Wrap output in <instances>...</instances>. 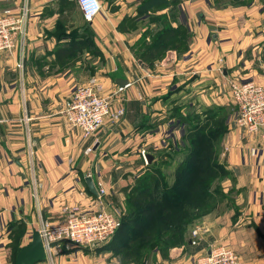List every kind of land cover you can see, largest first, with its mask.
Returning <instances> with one entry per match:
<instances>
[{
  "label": "crops",
  "instance_id": "obj_1",
  "mask_svg": "<svg viewBox=\"0 0 264 264\" xmlns=\"http://www.w3.org/2000/svg\"><path fill=\"white\" fill-rule=\"evenodd\" d=\"M98 1L101 11L89 23L75 0H0V12L22 3L29 10L22 47L0 54V264H12L13 236L25 245L33 229L43 222L63 224L74 208L116 211L121 217L125 190L148 165L141 151L157 147L168 107L196 97L209 106L224 81L227 85L251 66L246 51L264 47V0ZM165 22L184 30V48H166L155 57L147 49ZM84 26L104 67L77 75L68 61L83 53L77 48L82 39L72 42L70 33ZM117 67L128 82L124 89L109 77ZM259 71L249 80L264 85ZM90 78L112 109L123 108L124 117L116 125L107 120L85 138L62 112L74 89ZM238 134L229 131L223 140L229 173L228 192L222 182L224 200L192 224L183 245L150 252L136 264H196L217 241L227 244L240 264H264V138L243 134L241 141ZM192 230H198L196 245ZM109 242L63 250L56 264H127Z\"/></svg>",
  "mask_w": 264,
  "mask_h": 264
},
{
  "label": "trees",
  "instance_id": "obj_2",
  "mask_svg": "<svg viewBox=\"0 0 264 264\" xmlns=\"http://www.w3.org/2000/svg\"><path fill=\"white\" fill-rule=\"evenodd\" d=\"M70 37L72 42L77 37L82 39L78 49L102 55L93 44V34L88 26H84L80 33L71 32ZM184 39V30H173L165 22L164 29L156 34L147 53L152 52L153 56L160 57L166 48L182 50ZM71 53L69 49L65 55ZM222 109L213 108L206 112H210L212 120L215 115L211 112ZM190 117V121L183 120L188 128L181 143L161 154L171 160L176 156L180 159L172 182L169 183L156 169L155 161H151L134 184L124 192L125 203L120 226L109 242L114 247L113 253L120 255L123 263H142L150 252L183 245L192 224L210 214L224 196L221 182L228 177V173L217 159L219 153L215 150L219 149L226 128L223 123L221 126L217 123L218 128L210 129L206 134L205 127H198L199 123L194 124L199 122L197 117ZM177 120L182 123L180 118ZM11 247L15 258L20 247L14 241V236Z\"/></svg>",
  "mask_w": 264,
  "mask_h": 264
},
{
  "label": "built area",
  "instance_id": "obj_3",
  "mask_svg": "<svg viewBox=\"0 0 264 264\" xmlns=\"http://www.w3.org/2000/svg\"><path fill=\"white\" fill-rule=\"evenodd\" d=\"M75 1L86 22L90 23L101 11L98 0ZM28 15L29 10L25 3L18 9H4L0 12V54L13 55L22 47L27 33ZM228 85L230 97L238 109V128L244 135L264 138V85L249 79L230 81ZM100 90L97 80L90 78L74 89L62 112L68 125L78 129L85 138L92 137L107 120L115 124L124 116L123 109L111 108L108 98L101 96ZM259 149H252L253 155ZM141 154L145 158L143 151ZM100 194L99 192L97 197ZM119 226V212H85L77 208L66 214L63 224L51 225L43 222L37 231L44 247L45 259L37 264H56L63 250L91 249L105 245ZM191 235V244L196 245L198 230H192ZM196 264H240V261L228 245L217 241L209 246L207 254L196 260Z\"/></svg>",
  "mask_w": 264,
  "mask_h": 264
},
{
  "label": "rangeland",
  "instance_id": "obj_4",
  "mask_svg": "<svg viewBox=\"0 0 264 264\" xmlns=\"http://www.w3.org/2000/svg\"><path fill=\"white\" fill-rule=\"evenodd\" d=\"M74 56L75 57H71L68 62H69V65L71 67L70 69L74 68L75 72H77V75L78 74L80 75L81 72L83 71V69L86 72L91 71L93 73L97 72L98 70L99 71L103 70L104 62H103L102 55L99 56L98 54L92 53L88 50H84L83 53H78V54L76 53V54H74ZM245 56L248 59H250L249 61L251 63V66H249L242 73H239L238 75H236L232 78H229L228 83L230 81L234 82V81H238L241 79H249L254 70L259 71V69H260V71H259V72H261L260 74H264V47H262L261 45L257 46V47H253V49H249L246 51ZM94 63H96V65H94ZM219 69L220 68H218V73L221 75ZM88 74H91V73H88ZM224 86L225 87L221 86V88H220L222 92H213L214 94L212 93L213 98L209 100V102L211 103L209 106L208 105L203 106L204 104L201 103V102H203V100L199 101V100H197V97H196L195 101H189L186 98V99L182 100V104H180L179 106L171 105L170 107H168L166 118L167 117H169L168 119L172 118L171 120H173L174 117H176V119L180 118L182 120V123L179 122V120H178V122H174L175 120L172 121L171 123L166 122L167 120H165L166 118L164 117L162 122H164L165 124H163L162 130H160V133H161L160 135L162 138H160V141H159L157 147H154V148L149 147L147 149L148 150L147 152L143 150L145 157L147 155L152 156L151 161H155L156 169H158V171L161 172V174L164 176V178L169 183H171L173 180L174 171H175L176 166H177L178 162L180 161V159L176 156V157H174V159L171 160L168 157L161 155V154L170 151L171 147L175 148L177 146V144L181 143V138H182L183 134L186 133L185 130L188 128V127H186L185 124H183V120L185 119L184 121H187V120L190 121L191 120L190 116H193V115L196 116L198 121H199V122H194V124L199 123L198 127H200V126H201V128L205 127L206 130H204V131H206L205 132L206 134H207V131H209L210 129L218 128L217 123L220 126H221V123H223L227 132L223 136L222 141L220 140L221 144H220L219 149H217L215 151L216 152L218 151L219 154H218L217 159L219 160V162L221 164L224 165V167L228 173L227 167L225 166V159L222 157L223 153H225V150H226V148L223 147V140H224L225 136L229 133V131L236 130L239 133L238 135H239L240 140L243 141V138H242L243 133L238 128V126L236 124L238 109H237L236 104L233 102V100L230 97L229 85L228 84L226 85L225 81H224ZM190 102H192L194 104L193 108L186 107ZM111 108H112V106H111ZM117 108L123 109L122 107H117ZM213 108H219V109L223 108V109L219 112H216V111L211 112V114L213 113L215 115L214 119L211 120L210 119V112L207 113L206 111L209 109L211 110ZM175 109H179V111L176 112L177 110H175ZM173 115H174V117H173ZM123 117L120 118L119 121L116 122L114 125L118 124L123 119ZM154 130H157V126H154ZM140 155H141V157L143 156L142 154H140ZM159 156H161V157H159ZM142 159L145 161V158L142 157ZM227 176H229V173ZM226 178H228V177H226ZM225 179L222 182H223L224 189L227 190V188L229 187L227 184L229 182H227L228 180L225 181ZM222 182H221V189H222ZM225 182H226V184H225ZM224 184H225V186H224ZM227 192H228V190H227ZM228 194H230V197H234V195L231 194V192H229ZM224 198H225V196L221 197V200H220V202H218L217 206H219V204L224 200ZM30 236H31V234H30ZM30 236H28V239H26V241H28V242L30 241ZM23 243H24L23 240H19V239L17 240V245L19 247L24 246V245H20ZM9 247H10V249H8L9 250L8 251V255H9L8 257L12 258L11 261H13L14 251H13L11 245Z\"/></svg>",
  "mask_w": 264,
  "mask_h": 264
},
{
  "label": "water",
  "instance_id": "obj_5",
  "mask_svg": "<svg viewBox=\"0 0 264 264\" xmlns=\"http://www.w3.org/2000/svg\"><path fill=\"white\" fill-rule=\"evenodd\" d=\"M110 79L119 89H124L128 86V82L123 72L117 67V69L109 73ZM146 163H151L152 156L147 155L145 157ZM88 188L94 194H96L95 187L91 180H87ZM45 259V251L37 230L33 229L30 236V241L24 246L20 247L15 255L13 264H37L43 262Z\"/></svg>",
  "mask_w": 264,
  "mask_h": 264
}]
</instances>
